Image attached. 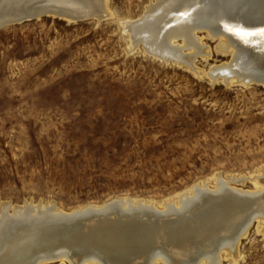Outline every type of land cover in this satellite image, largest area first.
<instances>
[{
  "label": "rangeland",
  "instance_id": "obj_1",
  "mask_svg": "<svg viewBox=\"0 0 264 264\" xmlns=\"http://www.w3.org/2000/svg\"><path fill=\"white\" fill-rule=\"evenodd\" d=\"M158 1L104 0L100 22L46 16L0 31V231L25 205L72 213L133 200L163 210L219 181L264 188L254 180L264 175V87L213 82L210 69L233 51L207 32L197 33L205 55L190 56L201 74L133 50L126 24ZM255 221L217 264H264Z\"/></svg>",
  "mask_w": 264,
  "mask_h": 264
},
{
  "label": "bare ground",
  "instance_id": "obj_2",
  "mask_svg": "<svg viewBox=\"0 0 264 264\" xmlns=\"http://www.w3.org/2000/svg\"><path fill=\"white\" fill-rule=\"evenodd\" d=\"M209 1L159 0L156 5L151 4L140 19L126 24L132 49L142 43L145 52L159 61L172 60L201 74L193 65L195 59H191L205 55L206 48L196 33L200 23L215 27L224 16L227 17L224 21H229L241 15L243 26H250L264 16V0H231L229 5ZM104 5V0H0V21L30 6L56 7L69 12L92 7L103 11ZM218 8L225 10L224 15L222 11L216 15L213 10ZM223 26L242 49L263 50L260 47L263 34L251 39L242 27L228 23ZM208 34L221 40L224 53L232 50V56L236 55L234 44L226 34L218 38ZM179 38L183 45L175 44ZM156 41L161 44L151 48ZM186 50L193 54L184 56ZM229 62L210 69L212 81L249 87L244 82L247 72L237 62L229 73L221 75L216 71L229 67ZM260 86L264 87V83ZM254 180L264 184V175ZM233 182L245 183V180ZM192 192L195 196L191 199L190 194L178 198L180 208L171 201L163 210L133 200L110 201L102 207L88 206L72 213L59 211L55 206L17 207L12 217L1 220L4 226L0 231V264H41L64 259L71 264H154L156 261L217 264L215 258L221 250L236 255L233 245L249 233L255 220L264 223V188L245 191L219 181L214 190L204 185L194 187ZM77 214L83 216L74 219L73 215Z\"/></svg>",
  "mask_w": 264,
  "mask_h": 264
},
{
  "label": "water",
  "instance_id": "obj_3",
  "mask_svg": "<svg viewBox=\"0 0 264 264\" xmlns=\"http://www.w3.org/2000/svg\"><path fill=\"white\" fill-rule=\"evenodd\" d=\"M82 1H85V0H82ZM96 8L92 7V9L87 8L85 10L77 8V9H75V10L73 9L72 11H69V12H67L66 10L64 11L63 9H60V8H56V7L30 6V7L24 8V9L21 8L17 12H14L13 14L8 15L2 21H0V31L5 29V28H8L12 25L24 24L26 22L34 21V20H37V19H40V18H43L46 16H54V17L64 19V20H66L68 22H72V23L86 22V21H90V20H96V21L100 22V21L104 20L107 16H105L103 14V11L101 8H98V7H96ZM210 10H211V8L208 11H210ZM213 11H216L215 13L217 15V14H220L222 10L218 8V9H215ZM209 14H210V12H209ZM223 18L226 19L227 17L224 16ZM224 19L221 20L220 22L218 21L216 23L215 27L210 25V24L200 23L198 25L199 29L196 32V33H198V32H207L208 33L209 32L210 34H213L215 37L227 35L228 38H230L232 40V42L234 44L232 48L236 50V55L234 57L233 56L231 57V60L229 62V64H230L229 67L219 68V70H216V71L219 73L221 72L220 73L221 75H223L226 72L229 73L230 68L233 65V63L237 62L239 64L240 68L242 70L244 69V71L247 72V74L244 77L245 83L249 84V86H251V85H263V83H264V36H263V39L261 42V46L259 44H257V46L259 45L260 47H263V50L254 51V48H249L248 50H244L240 47L241 45L239 43H237L236 40H234L232 38L231 33L226 31L227 29H224L223 24L228 23L232 26H235V28L242 27V28L246 29L245 31L248 34L249 38L257 39V38H259V36L261 34L264 35V16L260 20L256 21L255 24H251L250 26H246V25L243 26V24L241 23V21L243 20V17H241V15L236 20H231V19L229 20L228 19L229 21H227V20L224 21ZM217 34H219V35H217ZM177 41H182V39L179 38V39H177ZM160 44H161V42L158 43L156 41V44H151V48H153L152 46L158 47ZM140 45H142L144 47L143 44H140ZM149 47H150V45H149ZM155 47L153 49H155ZM144 50H145V47H144ZM146 54L149 56H152V55H150L151 53H146ZM169 63H173L172 60H170ZM212 73H213L212 70H210V72L208 73V77L211 80H212V77H211ZM73 216L75 217L74 219H76V218H80L78 216H83V214H77V215H73ZM54 259H59V257H55Z\"/></svg>",
  "mask_w": 264,
  "mask_h": 264
}]
</instances>
